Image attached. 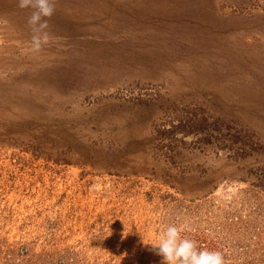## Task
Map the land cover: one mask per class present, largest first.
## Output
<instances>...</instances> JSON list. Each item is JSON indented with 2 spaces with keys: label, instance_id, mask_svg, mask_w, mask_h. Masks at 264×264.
<instances>
[{
  "label": "rangeland",
  "instance_id": "1",
  "mask_svg": "<svg viewBox=\"0 0 264 264\" xmlns=\"http://www.w3.org/2000/svg\"><path fill=\"white\" fill-rule=\"evenodd\" d=\"M53 2L0 0V264H264V0Z\"/></svg>",
  "mask_w": 264,
  "mask_h": 264
},
{
  "label": "clouds",
  "instance_id": "2",
  "mask_svg": "<svg viewBox=\"0 0 264 264\" xmlns=\"http://www.w3.org/2000/svg\"><path fill=\"white\" fill-rule=\"evenodd\" d=\"M20 9H31L27 24L32 31L31 48L39 52L49 43L48 19L55 12L53 0H18ZM123 237L129 234L127 225ZM187 229L184 225L169 224L152 239L140 234L141 243L149 251L161 258L160 264H227L224 253L220 250L199 249L195 240L182 236Z\"/></svg>",
  "mask_w": 264,
  "mask_h": 264
}]
</instances>
